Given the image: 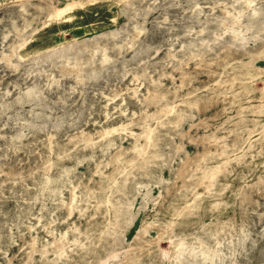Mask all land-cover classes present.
I'll list each match as a JSON object with an SVG mask.
<instances>
[{
  "label": "rangeland",
  "instance_id": "1",
  "mask_svg": "<svg viewBox=\"0 0 264 264\" xmlns=\"http://www.w3.org/2000/svg\"><path fill=\"white\" fill-rule=\"evenodd\" d=\"M0 264H264V0H0Z\"/></svg>",
  "mask_w": 264,
  "mask_h": 264
}]
</instances>
